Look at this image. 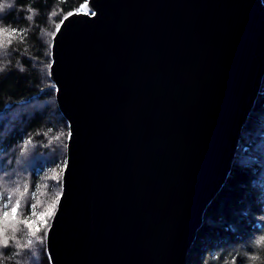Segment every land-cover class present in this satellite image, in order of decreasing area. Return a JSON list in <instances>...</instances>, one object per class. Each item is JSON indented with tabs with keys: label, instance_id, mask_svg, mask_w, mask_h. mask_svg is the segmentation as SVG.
Listing matches in <instances>:
<instances>
[{
	"label": "water",
	"instance_id": "1",
	"mask_svg": "<svg viewBox=\"0 0 264 264\" xmlns=\"http://www.w3.org/2000/svg\"><path fill=\"white\" fill-rule=\"evenodd\" d=\"M81 5L49 45L67 136L48 264H185L264 75V6Z\"/></svg>",
	"mask_w": 264,
	"mask_h": 264
},
{
	"label": "trees",
	"instance_id": "2",
	"mask_svg": "<svg viewBox=\"0 0 264 264\" xmlns=\"http://www.w3.org/2000/svg\"><path fill=\"white\" fill-rule=\"evenodd\" d=\"M84 1L15 0L13 7L0 13V27L25 32L23 40L13 39L6 49H0L3 69L0 192L17 186L23 191L27 184L29 192L23 207L34 204L43 184L45 196L60 189L67 127L57 112L48 80L49 45L61 19ZM261 2L264 6V0ZM22 148L28 151L29 164L25 163L26 175H15ZM53 173L55 179L49 185L45 179ZM51 200L52 205L54 199ZM23 226L16 223L10 231L15 228L22 233ZM46 228L36 237L23 235L26 244L33 241L31 250L28 247L22 251L17 244L10 243L0 246V264H23L30 254L35 257V264H48L44 250ZM261 237H264V76L241 130L228 175L202 214L185 264H264V243H256ZM253 256L259 259L253 262L250 259Z\"/></svg>",
	"mask_w": 264,
	"mask_h": 264
},
{
	"label": "snow or ice",
	"instance_id": "3",
	"mask_svg": "<svg viewBox=\"0 0 264 264\" xmlns=\"http://www.w3.org/2000/svg\"><path fill=\"white\" fill-rule=\"evenodd\" d=\"M84 8L85 5H81L78 11H81ZM71 14L72 13H69V15ZM53 15H55V13H53ZM28 19H32V17L29 16ZM57 29H59V25H57ZM24 35L25 32L23 30L0 27V49H6L8 45L12 43L13 39L19 38L23 40ZM49 67H51V65H49ZM2 70L3 69L0 68V71ZM25 143L28 144L30 141H26ZM53 179H55V177H53ZM28 192L29 188L27 184L24 185L23 191H21L17 186L12 189H5V191L0 192V246H7L9 244V240L5 236V231L6 225H8L11 221H17L18 223L23 224L29 230V234L33 237H36L37 233H39L43 227L48 226V220L54 215V210L57 207V203L60 198L59 195H57L56 200L53 201L47 212H40L37 214L35 211V204L27 205V207L22 206L26 202V194H28ZM17 194L19 198H16ZM5 196L6 199H4ZM21 216L23 218L18 220V217ZM33 216L37 217V219L30 218ZM37 220L39 223H37ZM256 243H264V237H261L256 241ZM32 244V240H28L27 244L24 245H19V242H17V246L22 248H28ZM250 259L255 262L259 259V257L253 256Z\"/></svg>",
	"mask_w": 264,
	"mask_h": 264
},
{
	"label": "rangeland",
	"instance_id": "4",
	"mask_svg": "<svg viewBox=\"0 0 264 264\" xmlns=\"http://www.w3.org/2000/svg\"><path fill=\"white\" fill-rule=\"evenodd\" d=\"M27 154H28V151L26 148H22V150H20V154L18 156L20 159H18L16 161V164H15V175L16 174L18 175L20 173H24L26 175L25 163H26V165L29 164ZM29 156H31V155L29 154ZM53 177H55L54 173L48 174L46 176L45 181H47L48 183L51 182V184H52ZM17 178H20V180L24 179L22 177H17ZM51 184L49 183V185H51ZM40 188H41V191L39 192V194H37V197L35 198V201H34V204L36 205L35 211L37 214H39L40 212H47L49 210V208L51 207V202H52L51 199H54V201H55L57 195H59V191L52 189L53 191H51V194L49 196H45L44 192H45L46 184L45 185L43 184ZM17 198H19V196ZM42 203H44V204L41 205ZM22 218H23L22 216L18 217V219H22ZM32 219H37V217L33 216ZM16 223H18V222L17 221H11L8 225H6L5 236L8 238L10 244L16 245L17 242H19V245H24V244H26V240L24 239V237L29 235V237L31 238L32 236L29 234V230L24 226L22 229V233L18 232L16 229L15 230L13 229V232H11L10 228L12 226H15ZM38 223H39V221H38ZM23 235H25V236L23 237ZM33 246H34V243L28 249L31 250ZM20 248H22V247H20ZM23 249L26 250V248H22V251H23ZM32 255L31 254L29 256L27 255L28 260H27V262L25 261L23 264H35V257L33 258Z\"/></svg>",
	"mask_w": 264,
	"mask_h": 264
},
{
	"label": "clouds",
	"instance_id": "5",
	"mask_svg": "<svg viewBox=\"0 0 264 264\" xmlns=\"http://www.w3.org/2000/svg\"><path fill=\"white\" fill-rule=\"evenodd\" d=\"M15 0H0V13H3L6 9L13 7Z\"/></svg>",
	"mask_w": 264,
	"mask_h": 264
}]
</instances>
